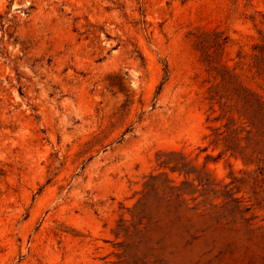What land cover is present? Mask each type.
I'll use <instances>...</instances> for the list:
<instances>
[{
    "label": "rangeland",
    "instance_id": "obj_1",
    "mask_svg": "<svg viewBox=\"0 0 264 264\" xmlns=\"http://www.w3.org/2000/svg\"><path fill=\"white\" fill-rule=\"evenodd\" d=\"M0 264H264V0H0Z\"/></svg>",
    "mask_w": 264,
    "mask_h": 264
}]
</instances>
